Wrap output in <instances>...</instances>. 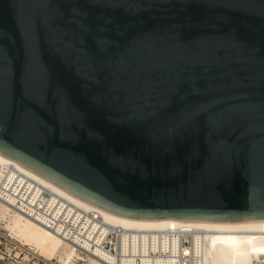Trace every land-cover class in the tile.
Segmentation results:
<instances>
[{
    "label": "water",
    "instance_id": "water-1",
    "mask_svg": "<svg viewBox=\"0 0 264 264\" xmlns=\"http://www.w3.org/2000/svg\"><path fill=\"white\" fill-rule=\"evenodd\" d=\"M0 156L116 218L264 223V0H0Z\"/></svg>",
    "mask_w": 264,
    "mask_h": 264
},
{
    "label": "bare ground",
    "instance_id": "bare-ground-1",
    "mask_svg": "<svg viewBox=\"0 0 264 264\" xmlns=\"http://www.w3.org/2000/svg\"><path fill=\"white\" fill-rule=\"evenodd\" d=\"M0 222L12 240L60 264L82 261L79 248L92 254L94 264H264V223L116 218L2 156ZM114 240L116 254L104 248Z\"/></svg>",
    "mask_w": 264,
    "mask_h": 264
},
{
    "label": "built area",
    "instance_id": "built-area-1",
    "mask_svg": "<svg viewBox=\"0 0 264 264\" xmlns=\"http://www.w3.org/2000/svg\"><path fill=\"white\" fill-rule=\"evenodd\" d=\"M72 227V233H76V226ZM98 232L96 231L93 235L98 236ZM92 240L88 239V242ZM94 243V242H93ZM95 245V244H93ZM117 245V241L114 240V243L105 244L104 248L108 252H112L116 254L115 248ZM0 264H60L56 260H47L42 257H39L33 251H29L26 247L20 245L16 241L12 240L9 237L8 233L2 229H0Z\"/></svg>",
    "mask_w": 264,
    "mask_h": 264
},
{
    "label": "rangeland",
    "instance_id": "rangeland-1",
    "mask_svg": "<svg viewBox=\"0 0 264 264\" xmlns=\"http://www.w3.org/2000/svg\"><path fill=\"white\" fill-rule=\"evenodd\" d=\"M0 225H2V227H3V223L0 222ZM77 253L80 256V258L82 259V261H75V262H73V264H94L93 256L89 251H87L83 248H79ZM100 264H112V263L103 262Z\"/></svg>",
    "mask_w": 264,
    "mask_h": 264
}]
</instances>
